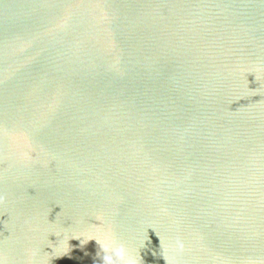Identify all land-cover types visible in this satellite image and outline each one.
<instances>
[{
    "label": "water",
    "instance_id": "water-1",
    "mask_svg": "<svg viewBox=\"0 0 264 264\" xmlns=\"http://www.w3.org/2000/svg\"><path fill=\"white\" fill-rule=\"evenodd\" d=\"M88 236L264 264V0H0V264Z\"/></svg>",
    "mask_w": 264,
    "mask_h": 264
},
{
    "label": "clouds",
    "instance_id": "clouds-1",
    "mask_svg": "<svg viewBox=\"0 0 264 264\" xmlns=\"http://www.w3.org/2000/svg\"><path fill=\"white\" fill-rule=\"evenodd\" d=\"M98 225V223H97ZM69 237H81V236H68V237H61V240L64 245H67V241ZM89 238H94L102 250V264H139L140 257L138 255L137 250L132 252L123 244L116 243L114 239L106 237L104 242H101L100 239L94 236H88L87 239L84 240L86 242ZM61 240L57 241V246L60 244ZM81 242V241H80ZM144 242V241H143ZM141 243V246L143 245ZM68 252V247L65 249L63 254Z\"/></svg>",
    "mask_w": 264,
    "mask_h": 264
}]
</instances>
